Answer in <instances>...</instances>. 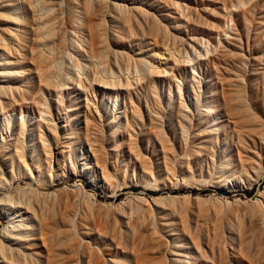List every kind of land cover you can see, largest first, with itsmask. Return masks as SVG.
Instances as JSON below:
<instances>
[{
    "label": "rangeland",
    "instance_id": "1",
    "mask_svg": "<svg viewBox=\"0 0 264 264\" xmlns=\"http://www.w3.org/2000/svg\"><path fill=\"white\" fill-rule=\"evenodd\" d=\"M51 1L53 62L0 0V201L50 195L17 264H264V0Z\"/></svg>",
    "mask_w": 264,
    "mask_h": 264
},
{
    "label": "bare ground",
    "instance_id": "2",
    "mask_svg": "<svg viewBox=\"0 0 264 264\" xmlns=\"http://www.w3.org/2000/svg\"><path fill=\"white\" fill-rule=\"evenodd\" d=\"M42 2L38 0H26V5L29 8V31L30 35L32 37V40L34 42L35 47L39 48V50H45L44 55L47 56V58H52L51 50L49 49V45L56 43V46L58 47L61 42L60 32L56 33L53 20L55 16H59V11L52 10L51 0H41ZM102 1V0H101ZM21 3H23V0H21ZM23 5V4H22ZM63 10V9H62ZM60 16L62 21L65 23L67 14H64V12H60ZM25 19H23L24 21ZM25 24L24 22L20 23V25ZM25 29V28H23ZM18 28V30L13 31L10 35L9 39L3 40L0 38V83L3 82L5 75L7 73V65H6V57L5 53L7 55H11L13 53L14 46L16 45V41H21L22 35L24 33V30ZM19 32V33H18ZM44 32H47V36L44 34ZM26 33V31H25ZM37 51L35 50L33 53L36 54ZM158 57V56H157ZM51 61L53 62L54 59L52 58ZM55 63V62H54ZM91 68H90V74H85L83 76V71L81 69H78L76 74H78L79 79L85 78L86 81H89L90 75H97L100 79H102V83L105 85H108L107 83H111L112 81H115L114 78L108 79V75H105L104 67H105V61L98 60L95 58V56L92 57L91 61ZM152 66V65H151ZM150 66V67H151ZM154 67V66H153ZM91 70L93 72H91ZM130 76V75H127ZM59 76H57V80H61V78L58 79ZM106 78V79H105ZM125 79L127 80V77L125 76ZM75 78L70 79V81H74ZM128 81V80H127ZM151 81H155L151 77ZM58 82V81H57ZM69 82V81H68ZM65 86L64 84H62ZM61 86V83H60ZM83 88L87 89L88 86L85 84L82 85ZM5 88L0 85V93ZM64 89V87L62 88ZM67 89V88H65ZM203 111L206 112V107H202ZM87 127H89V124H86ZM96 149V148H94ZM58 150H51V147H48L47 154L46 155V168L48 175L52 178H58L55 173L57 171L65 172V161H70L69 156L65 157L62 155V151ZM53 174V175H52ZM65 176V173H62L61 177L58 178V181L62 180ZM50 198V195L47 193H36L31 190H26L25 193H18L14 196H6L4 199L0 201V217L4 220L3 221V227L0 232V264H17L18 262V253L20 251H17L14 249L13 242L14 236L19 237L18 239H23L24 230L31 229V221L30 219L33 217H37L38 210L34 206V200L36 199L37 202H40L42 199H48ZM37 205V204H36ZM52 223L42 221L41 224L43 227L49 228ZM30 225V226H29Z\"/></svg>",
    "mask_w": 264,
    "mask_h": 264
}]
</instances>
